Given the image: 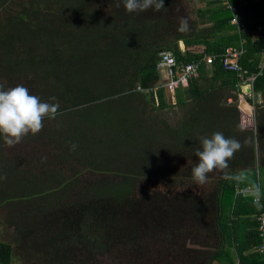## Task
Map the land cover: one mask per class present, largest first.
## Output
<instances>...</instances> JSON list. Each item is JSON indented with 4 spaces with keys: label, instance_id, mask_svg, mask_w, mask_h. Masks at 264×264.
Returning a JSON list of instances; mask_svg holds the SVG:
<instances>
[{
    "label": "trees",
    "instance_id": "obj_1",
    "mask_svg": "<svg viewBox=\"0 0 264 264\" xmlns=\"http://www.w3.org/2000/svg\"><path fill=\"white\" fill-rule=\"evenodd\" d=\"M92 1L0 0V81L24 80L33 95L30 77L36 88L43 84L41 102L59 104L39 133L12 147L0 135V196L13 234L0 242V264H10L19 247L46 264H91L116 247L133 264H264L256 221L264 214V0H245L254 7L245 25L260 30L239 59L256 75L253 122L252 109L238 103L252 104L238 94L239 78L217 58L203 85L200 63L175 90L174 104L156 88L160 51L188 63L236 45L224 6L189 17L185 0L133 13L122 0ZM238 1L230 0L236 13ZM214 80L218 90H211ZM222 84L230 92L221 94ZM217 131L241 148L227 169L199 184L195 151ZM20 143L31 145V158L20 154ZM154 236L164 243L151 251Z\"/></svg>",
    "mask_w": 264,
    "mask_h": 264
},
{
    "label": "clouds",
    "instance_id": "obj_2",
    "mask_svg": "<svg viewBox=\"0 0 264 264\" xmlns=\"http://www.w3.org/2000/svg\"><path fill=\"white\" fill-rule=\"evenodd\" d=\"M122 3L128 13L143 12L150 8L159 12L164 8V0H122ZM187 27V21L182 18L178 30L183 32ZM51 99L55 100L54 97ZM58 108V103L41 102L38 96L29 94V90L23 85L6 90L0 86V135H3L4 142L12 147L28 133L33 135L39 133L43 128L44 118L54 119ZM201 145L202 150L195 151L199 161L191 169L194 181L199 184L206 182L208 173L217 169L221 171L227 169L228 161L241 148L240 141L226 138L219 131L214 132L211 137H202ZM72 147L75 149L76 146ZM254 194L258 203V188Z\"/></svg>",
    "mask_w": 264,
    "mask_h": 264
},
{
    "label": "built area",
    "instance_id": "obj_3",
    "mask_svg": "<svg viewBox=\"0 0 264 264\" xmlns=\"http://www.w3.org/2000/svg\"><path fill=\"white\" fill-rule=\"evenodd\" d=\"M222 6L230 12L229 24L234 26L235 32L238 35V46L237 47H226L221 54L218 56L205 55L199 61H192L188 63H177L175 58L169 51H160L158 53V59L156 63V71L159 76L158 85L156 88H162L167 94H174L178 88H184L187 86L190 77L196 74L197 69L201 64L209 66L217 58L223 71L232 72L236 74L240 82H237L235 87H250L252 81L255 78V74H247V71L243 69L239 64V59L244 54L245 42L247 38L252 36L250 30L246 25L238 20L236 13V7L230 2V0H220ZM260 29L258 28L257 31ZM262 57H264V32L262 34ZM247 75V76H246ZM246 76V77H245ZM139 90L138 88H136ZM247 98H252V93L249 91L246 94ZM242 192H249L247 188ZM258 222L257 231L259 236L262 237V243L258 248L259 253H264V214L262 213L256 217Z\"/></svg>",
    "mask_w": 264,
    "mask_h": 264
},
{
    "label": "crops",
    "instance_id": "obj_4",
    "mask_svg": "<svg viewBox=\"0 0 264 264\" xmlns=\"http://www.w3.org/2000/svg\"><path fill=\"white\" fill-rule=\"evenodd\" d=\"M237 3H238V7H237V16H238V19L245 24V21L247 19L248 14L253 13L254 7L253 6L246 7L247 4H245V0H243L242 2H240L241 5H239V1ZM191 4L194 7L193 8V11H194V9H197V8L204 10L205 8L214 9V8H218V7H221L222 6V3H221L220 0H191ZM231 29H232L231 30L232 33H236L234 27H232ZM256 32H257V30L254 31L252 29V31H251V33H252L251 40L252 41H255L256 38H257L256 37ZM234 46L237 47L238 46V42ZM234 46H230V47H234ZM244 49H246L245 46H244ZM203 66H204V70H202V72L200 74H198V73L196 74L197 75L196 76V79L198 80V85L205 84V82L203 81V79H207L209 77V69H210L209 66L204 65V64H203ZM247 74H250V71H248ZM219 85H220L219 81L218 80H214V83L211 85V90H214V89L218 88ZM222 86H223V88L222 89H219L220 90L219 92L221 94H226V92L227 93L230 92V90L226 86H224L223 84H222ZM236 89L239 92L238 94H241L245 99L249 100L252 103L249 106L243 100H240V99L238 100L239 106L241 105V102H243L249 108L252 109V116L250 117V122H253V119H254L253 113H254V111H253V107L252 106H253V103L254 102L259 103L260 100H259L258 95H256L255 93H253L252 86H250V87L249 86L248 87H244L243 86V87H240V88L239 87L238 88L236 87ZM216 90H218V89H216ZM249 91L252 93V98L251 99L246 97V94ZM230 94H232V93H230ZM166 95H167L166 98L168 100H170V97H169L170 95L167 94V93H166ZM172 97H173V102L170 100V103L171 104H174V101H175L174 94H173ZM227 102H228V99H227ZM173 108H175V107H173ZM255 155H256V153H254V156ZM1 188L2 187L0 186V189ZM1 202H2V197L0 196V242L9 243L10 237L13 235L12 234V229H11V227H8V226H6L4 224V222L5 223L9 222L8 221L9 212L7 211V203H1ZM1 236L4 237V239H1ZM16 253H19V251L16 252ZM16 253H13V258H12L10 264H18L17 258L19 259V256Z\"/></svg>",
    "mask_w": 264,
    "mask_h": 264
},
{
    "label": "rangeland",
    "instance_id": "obj_5",
    "mask_svg": "<svg viewBox=\"0 0 264 264\" xmlns=\"http://www.w3.org/2000/svg\"><path fill=\"white\" fill-rule=\"evenodd\" d=\"M26 1L27 0H25V2ZM97 1H98L97 2L98 6L104 5V3L101 2V0H97ZM92 2H94V0ZM193 8L194 7L191 4V2L190 1L186 2V0H185L184 9L188 13L189 17H191V14H193ZM174 17H175V15H174ZM77 67H81V66L78 65ZM83 68H85V65H83ZM86 68H88V67H86ZM93 68H95V66H93ZM27 80H28V83H29V86H27V87H31V85L34 86L35 90H33V95L38 96L41 99L40 93L42 92L41 91L42 90L41 87H42L43 84L42 85H38V88H36L37 83L36 82H32V78L28 77ZM3 82L0 81V86H2L3 89L6 90V89L14 87L16 85H22L24 83V80H21V81H19V80H13V81L8 80L7 81V85L8 86L7 85L5 86ZM165 96L167 97V95H165ZM169 97H170V100L173 102L172 94H170ZM170 100H169V102H170ZM173 109L172 110L169 109V111H168L169 112V116L171 115V111H175L176 110V108H173ZM30 149H31V145L28 144V143H20L19 144V152H20L21 155L23 154V156H25L26 159L31 158L30 157L31 153L29 151ZM162 226L159 225L157 227L156 231L157 232H161L162 231ZM1 239H4V237L1 236ZM159 243H164V241L162 242V240L158 236L157 237L154 236L153 239H151L150 241L147 242V244H150L149 245V249L151 251L160 250ZM117 249H118V251L116 252L115 250H117ZM124 251L125 250L123 248L116 247L114 250H112L110 253H108L106 255L94 257V260L91 262V264H133V263L129 262L130 258L127 255L128 253L127 252L125 253ZM16 252H17V250L14 249V253H16ZM16 254H18V256H19V259L17 258L18 264H46L45 261L43 259H41V256L39 254H36V253H34L33 251H31L29 249L19 247V253H16ZM68 264H73V262L70 261V262H68ZM134 264H136V263H134Z\"/></svg>",
    "mask_w": 264,
    "mask_h": 264
},
{
    "label": "water",
    "instance_id": "obj_6",
    "mask_svg": "<svg viewBox=\"0 0 264 264\" xmlns=\"http://www.w3.org/2000/svg\"><path fill=\"white\" fill-rule=\"evenodd\" d=\"M241 110H243L244 112L249 113L251 111V108H249L245 103L241 102L240 105Z\"/></svg>",
    "mask_w": 264,
    "mask_h": 264
}]
</instances>
